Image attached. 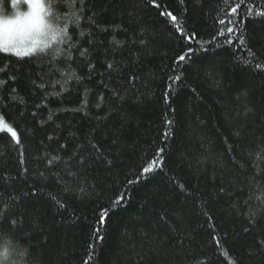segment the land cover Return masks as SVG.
I'll return each mask as SVG.
<instances>
[{
  "label": "trees",
  "instance_id": "1",
  "mask_svg": "<svg viewBox=\"0 0 264 264\" xmlns=\"http://www.w3.org/2000/svg\"><path fill=\"white\" fill-rule=\"evenodd\" d=\"M155 3L85 0L54 62L52 49L0 51V116L20 140L0 130L3 264H25L22 249L26 264H264V0ZM0 8L10 14L12 0ZM92 10L99 28L87 21ZM162 12L177 16L183 36ZM229 18L236 31L226 39L219 20ZM153 158L163 167L128 183Z\"/></svg>",
  "mask_w": 264,
  "mask_h": 264
},
{
  "label": "snow or ice",
  "instance_id": "2",
  "mask_svg": "<svg viewBox=\"0 0 264 264\" xmlns=\"http://www.w3.org/2000/svg\"><path fill=\"white\" fill-rule=\"evenodd\" d=\"M225 3H227V0H224ZM25 3L29 6V11L17 14L16 16L3 20L0 19V51H3L5 53H12L16 57H33L36 56L37 53H43L47 55L48 50H53V56L52 60L50 62L56 61L58 58L62 56L61 50L54 46H58L61 44H64L66 42L71 41V35L69 31L70 25L73 26V29H77L80 27L81 21L84 19L82 16V13L84 12V3L85 0H79L80 8L76 11L70 12L64 16H61L58 11L54 12L53 9H66L67 7H74L75 0H73L72 5H67L66 0H50V2H46V0H25ZM153 3L155 7L159 8L161 5L158 3H155V0H153ZM240 4H236V6L231 7V14L232 16L237 15L238 8H240ZM97 12L95 10H92L91 15L87 17V21L89 22V25H95L96 27H100L96 23V17ZM161 15L169 17L171 21L174 23L175 28L180 31L181 35L183 36V29L181 28V25L177 22V16L173 15L171 12H162ZM219 24L222 26H226L225 28L219 29V34L222 36H225L226 39L233 34L236 29L233 25V21L231 18H229L227 21L225 19H220ZM106 30V29H102ZM85 35L83 30L79 31V36L83 37ZM91 35V33H89ZM188 41H191L194 39V36L190 35L186 37ZM143 43V41H141ZM229 43H231V40H228ZM239 42L241 45L244 44V39L241 36L239 38ZM78 43V42H77ZM91 43V41H89ZM119 43V42H117ZM74 46L72 43H69V47ZM88 52V49H83L82 51H79V55L81 57H84L86 53ZM192 52V49L189 48L187 50V53L180 54L177 58L178 62L185 61L188 54ZM67 60H72V56L69 54L66 58ZM70 67V65H69ZM89 67L95 68V65H92L89 61ZM107 68L109 70L115 71V67L113 63H109L107 65ZM64 75H68V73H64ZM75 78L77 80L81 79L76 73L75 70H72L71 77ZM174 80H180V76L177 75L174 77ZM4 83L3 81H0V84ZM56 83H59V81H56ZM41 88L44 87L43 84L40 85ZM169 89L171 90V85H169ZM14 91V90H13ZM54 95H59V93H53ZM116 94V93H114ZM165 99L167 102V94H165ZM49 119H51V116H49ZM172 121L169 120L168 124L171 125ZM5 126L4 118L3 116H0V129H3ZM7 132L11 134V137L15 140L17 144L20 143L19 135L17 131H15L12 127L7 128ZM92 148H96L97 146L95 144L91 145ZM84 148V145H78L77 150ZM160 152H163V149L159 150ZM59 156H54L52 159L48 160V164H52L53 161L59 160ZM80 163L83 164L84 161L81 158ZM162 161L153 158L150 163H148L146 166H144L141 170V173L139 176H137L135 179H130L128 183H139L141 179L146 178L145 174H150L155 172L158 168H162ZM71 175H75V173H70ZM43 175V174H42ZM181 192L184 191L183 185H178ZM67 190V189H66ZM81 191H83L81 189ZM127 193L121 192L117 196L116 199L112 201V204L114 206L121 205L124 200L126 199ZM52 199L56 202L58 207L63 208L65 205L61 203L57 197L52 196ZM251 199V196L249 197ZM247 204L248 201H245ZM7 209L0 210V223L3 222L2 217L4 214V211ZM259 211V209L253 211L250 207L249 209V223L255 224V216L256 212ZM109 216V209L108 208H102L100 210V213L97 218V223L100 226H103ZM161 221L164 223H167L164 215H161L160 217ZM10 223L15 225L17 221L15 219L11 220ZM245 232H249L250 228H245ZM96 232V238L99 240H103V236L100 234V228L97 227L95 229ZM217 243H219V240H217ZM262 244H264V241H261ZM94 247V245L92 246ZM29 249H22L18 255L22 257V259L27 261ZM94 254V253H93ZM9 256V249L7 247H4L3 250H0V257L3 258V260H7ZM89 259H91V255L89 256ZM3 260H0V264H3Z\"/></svg>",
  "mask_w": 264,
  "mask_h": 264
},
{
  "label": "rangeland",
  "instance_id": "3",
  "mask_svg": "<svg viewBox=\"0 0 264 264\" xmlns=\"http://www.w3.org/2000/svg\"><path fill=\"white\" fill-rule=\"evenodd\" d=\"M27 11H29V6L25 3V0H12V11H11V13L5 14L0 8V19L7 20V19H10V18L16 16L17 14H22V13H25ZM4 122H5V126L3 129H0V130L7 131V128L11 127V126L5 120H4Z\"/></svg>",
  "mask_w": 264,
  "mask_h": 264
}]
</instances>
